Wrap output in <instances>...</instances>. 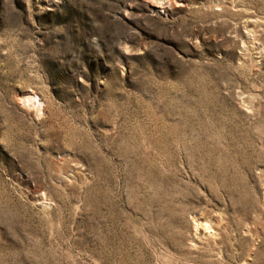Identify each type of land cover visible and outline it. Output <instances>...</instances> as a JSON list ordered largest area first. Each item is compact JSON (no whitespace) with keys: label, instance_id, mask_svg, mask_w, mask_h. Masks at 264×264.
Returning a JSON list of instances; mask_svg holds the SVG:
<instances>
[{"label":"rangeland","instance_id":"1","mask_svg":"<svg viewBox=\"0 0 264 264\" xmlns=\"http://www.w3.org/2000/svg\"><path fill=\"white\" fill-rule=\"evenodd\" d=\"M0 264H264V0H0Z\"/></svg>","mask_w":264,"mask_h":264},{"label":"bare ground","instance_id":"2","mask_svg":"<svg viewBox=\"0 0 264 264\" xmlns=\"http://www.w3.org/2000/svg\"><path fill=\"white\" fill-rule=\"evenodd\" d=\"M30 98L33 99L34 97H30ZM30 98H29V99H30ZM33 100H35V98H34ZM33 100H31V102H32ZM29 102H30V101H29ZM39 102H40V101H39ZM41 104H42V103H41ZM39 105H40V104H39ZM40 109H41V108H40ZM205 226H206V225H205Z\"/></svg>","mask_w":264,"mask_h":264}]
</instances>
